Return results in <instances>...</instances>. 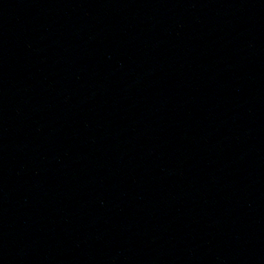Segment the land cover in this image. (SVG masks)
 <instances>
[{
  "label": "water",
  "instance_id": "1",
  "mask_svg": "<svg viewBox=\"0 0 264 264\" xmlns=\"http://www.w3.org/2000/svg\"><path fill=\"white\" fill-rule=\"evenodd\" d=\"M0 264H264V0H0Z\"/></svg>",
  "mask_w": 264,
  "mask_h": 264
}]
</instances>
